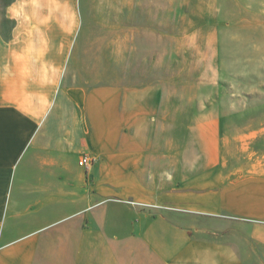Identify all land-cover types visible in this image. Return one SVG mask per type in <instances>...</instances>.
Masks as SVG:
<instances>
[{"label":"crops","instance_id":"crops-1","mask_svg":"<svg viewBox=\"0 0 264 264\" xmlns=\"http://www.w3.org/2000/svg\"><path fill=\"white\" fill-rule=\"evenodd\" d=\"M81 4L0 0V264H247L233 244L125 203L123 179L170 170L163 86L67 83ZM254 183L232 211L264 220ZM252 237L264 246V223Z\"/></svg>","mask_w":264,"mask_h":264},{"label":"rangeland","instance_id":"rangeland-1","mask_svg":"<svg viewBox=\"0 0 264 264\" xmlns=\"http://www.w3.org/2000/svg\"><path fill=\"white\" fill-rule=\"evenodd\" d=\"M81 6L67 83L163 86L159 137L170 144V170L123 179L133 190L126 200L145 205L125 203L231 243L247 264H264V246L252 237L264 220L236 213L242 193L264 178V0Z\"/></svg>","mask_w":264,"mask_h":264},{"label":"built area","instance_id":"built-area-1","mask_svg":"<svg viewBox=\"0 0 264 264\" xmlns=\"http://www.w3.org/2000/svg\"><path fill=\"white\" fill-rule=\"evenodd\" d=\"M94 162H95V157H93L91 154H83L79 160V165L85 168H90ZM125 201L132 204L145 205V203H139L136 201H129V200H125Z\"/></svg>","mask_w":264,"mask_h":264}]
</instances>
